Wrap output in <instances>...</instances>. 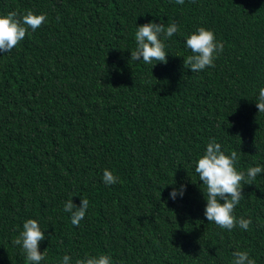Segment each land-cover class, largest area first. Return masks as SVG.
<instances>
[{"label": "trees", "instance_id": "16d2710c", "mask_svg": "<svg viewBox=\"0 0 264 264\" xmlns=\"http://www.w3.org/2000/svg\"><path fill=\"white\" fill-rule=\"evenodd\" d=\"M29 10L47 20L0 53V264H26L13 240L29 218L45 231L40 264H232L236 250L264 264V172L234 211L249 229L232 231L207 221L195 172L213 139L237 171L264 168V0H0V15ZM150 21L179 27L167 63L130 59ZM201 26L224 50L191 72L185 41ZM83 198L74 226L64 204Z\"/></svg>", "mask_w": 264, "mask_h": 264}, {"label": "clouds", "instance_id": "9594fccd", "mask_svg": "<svg viewBox=\"0 0 264 264\" xmlns=\"http://www.w3.org/2000/svg\"><path fill=\"white\" fill-rule=\"evenodd\" d=\"M175 2L183 4L184 0H175ZM46 20L47 14H36L30 10L23 15L17 11L0 15V53L11 52L24 40L29 29L34 32ZM178 31L179 27L174 22L167 26L151 21L138 25L135 32L136 47L135 50H131L130 59L142 60L144 64L152 66L156 62L167 63L168 53L165 50L164 40L171 38ZM185 46L191 50L192 54L184 58L183 63L185 68L191 69V72H200L214 67L215 60L224 50V44L216 39L215 33L203 26L186 37ZM256 104L258 113H264V87L259 89ZM238 161L239 155L236 151H232L230 155L226 154L221 150V144L213 139L207 144L195 166L199 181H202L205 186L202 190L207 201L204 216L208 222L228 231L236 227L242 230L249 229L252 223L251 218H237L234 211L242 198L243 186L254 184L257 176L264 172V168L260 165L250 166L246 173L237 171L235 165ZM102 179L108 185L119 182V177L109 169L104 170ZM185 191L186 185L181 184L178 188L173 187L169 197L175 200L178 196L183 197ZM88 208L87 198L81 199L79 205L74 204L72 199L64 204V211L71 214V223L74 226H79ZM44 239L45 231L41 230L38 221L29 218L23 223L22 230L13 240V244L20 246L26 264H40L46 256L45 250L43 252L39 250V244ZM232 256V264H256L247 251L236 250ZM70 260V256L64 255L59 264H70ZM76 264H112V258L107 254L88 255L84 259H78Z\"/></svg>", "mask_w": 264, "mask_h": 264}]
</instances>
